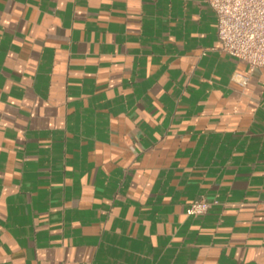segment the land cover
Wrapping results in <instances>:
<instances>
[{"label":"crops","instance_id":"crops-1","mask_svg":"<svg viewBox=\"0 0 264 264\" xmlns=\"http://www.w3.org/2000/svg\"><path fill=\"white\" fill-rule=\"evenodd\" d=\"M0 264H264V67L206 1L0 0Z\"/></svg>","mask_w":264,"mask_h":264},{"label":"built area","instance_id":"built-area-1","mask_svg":"<svg viewBox=\"0 0 264 264\" xmlns=\"http://www.w3.org/2000/svg\"><path fill=\"white\" fill-rule=\"evenodd\" d=\"M216 18L220 49L243 60L249 69L264 67V0H204ZM216 200L200 197L185 207L188 215L203 214Z\"/></svg>","mask_w":264,"mask_h":264}]
</instances>
